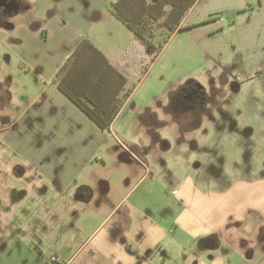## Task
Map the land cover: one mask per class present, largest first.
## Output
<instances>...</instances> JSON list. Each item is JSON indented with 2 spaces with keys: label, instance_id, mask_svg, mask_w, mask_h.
Returning a JSON list of instances; mask_svg holds the SVG:
<instances>
[{
  "label": "crops",
  "instance_id": "crops-1",
  "mask_svg": "<svg viewBox=\"0 0 264 264\" xmlns=\"http://www.w3.org/2000/svg\"><path fill=\"white\" fill-rule=\"evenodd\" d=\"M28 1L34 5V14L21 15L15 20V26L0 32L2 49L4 46L9 60L16 57L12 62L14 69L0 78L7 117L4 131L7 136L11 134L10 143L16 148L24 141L32 123L45 125L42 131L57 132L54 145L59 144L58 158L53 159L49 169H42L45 176L57 183L58 189L63 193L68 190L69 200L60 210L63 214L60 222L70 225L69 238L71 230H77L82 219L88 218L87 227H91L78 241V248L73 247L72 251L71 247L62 248L59 255L67 259L65 264H72L81 255L84 259L78 264L82 261L84 264H173L171 260H178L174 264H231L236 256L249 261L246 245V249L230 246V236L236 235V227L245 241L253 228L256 236L260 230L263 233L264 176L238 178L223 186L213 176L216 165L213 153L219 146L218 137L238 130V125L221 123L211 101L207 102L208 109L194 106L192 98L196 94L186 87L188 83L201 86L200 80L190 77L181 80L184 76H176V70L170 71V66L162 67V72L152 77V66L156 67L161 60L160 55L171 38L189 32L195 38L180 45L179 51L189 47L198 51V43H204L211 36L209 31L221 26L212 33L214 38L221 37L227 30L235 29V25L227 29L220 23L223 18L192 19L202 1L197 0L182 21L184 27L190 28L173 33L160 55L145 64L147 49L112 12L111 3L115 0ZM261 26V37L255 45L245 41L244 34L227 41L228 46L220 44V49L214 52L205 48L207 54L201 49L204 56L199 62L218 54L220 66L235 67L230 77L238 90L239 82L247 79L244 78L245 61L239 59V51L253 53L254 60L249 61L251 69L259 63L262 56L258 51L264 46V22ZM84 40L98 47L111 67L101 60L83 59L74 65L71 78L82 87L81 91L103 103L106 113L115 114L106 129L73 102L56 80ZM192 59L190 71L196 65V59ZM17 69L19 73L15 72ZM48 89L64 96V104L57 105ZM34 91L36 94H32ZM33 107L34 111L29 113ZM242 129L239 131L243 133ZM173 130L190 133L191 138L182 144L169 145L162 135ZM199 132L209 133L206 143L198 141L195 133ZM251 132L253 129L246 130L247 135ZM79 134L93 142L90 150L81 154L76 152L81 142ZM126 137L130 139L125 140ZM66 142L70 150L68 146L64 149ZM201 147L212 158L207 159L205 166L200 162L192 167L191 161L200 157ZM166 152L174 153L176 167L168 161L171 158L161 157ZM183 154L190 156L182 158ZM61 163L68 166L59 167ZM8 171L11 178L18 180L23 179L25 172L14 169V165ZM65 234L61 232V237ZM221 236H226L225 247L218 243ZM262 250L264 253V246Z\"/></svg>",
  "mask_w": 264,
  "mask_h": 264
},
{
  "label": "rangeland",
  "instance_id": "rangeland-1",
  "mask_svg": "<svg viewBox=\"0 0 264 264\" xmlns=\"http://www.w3.org/2000/svg\"><path fill=\"white\" fill-rule=\"evenodd\" d=\"M262 2V0H235L233 2L202 0L193 12L192 19L204 18V20H209L210 16L215 14L213 18H218L216 20L223 18V21L220 22L223 26L229 29L234 24L235 29L227 30L224 36L216 38L212 33L221 29V26L218 29H212L209 31L211 36L204 43H198L200 48L198 51L191 50L190 47L179 51L180 45L191 42L195 38L189 32L179 34L176 38H171L166 44L163 50L164 53L162 52V55H160L162 58L156 64V67L155 65L152 66V69H154L152 77L160 74L162 67L170 66V71L174 72L176 70V76H179V74L184 76L181 80H186L189 77L200 80L206 93L218 101L217 107L214 108V114H217L218 120L223 124L230 122L232 126L238 125L239 129L233 131L234 133L231 131L219 135V146L213 153V160L216 162L214 163L216 165L213 176H216L219 180L220 186L227 185L238 178L245 177L249 179L264 176V46L262 45L260 48L261 52L258 51L259 54L261 53V60L252 69L250 62L254 60V56L253 59L251 58L253 53L248 54L239 51V59L245 61L246 76L244 78L247 79L239 82L241 87L238 90H235L234 80L230 77V73L234 71L235 67L220 66L218 54L215 56L210 55L200 63L199 59L204 56L201 49L206 52L205 48H207L214 52L216 49H220V44L228 46L227 41L240 38L244 34H246L245 39H247L245 41L252 42L255 45V42L260 40V32L263 27L261 24L264 22V2ZM154 31L156 44L163 42L168 30L157 24ZM103 39H107V37H103ZM139 43L141 44L140 41ZM0 47L2 49L1 42ZM5 52L3 46L0 52V78L4 77L9 69H14L12 62L16 60V57L12 61L9 60ZM192 58L196 59V65L194 70L190 71L191 62H194ZM150 59L151 56L148 54L145 64L150 62ZM249 69L253 72V75L249 74L251 72ZM19 71L17 69L15 72L19 73ZM218 80L221 82L217 83ZM48 93L57 105L64 104V96L52 89H48ZM32 94H36L35 91ZM40 101L42 102V98H40ZM43 106L44 103L40 107ZM32 111H34V107L29 113ZM223 111L225 114L221 115ZM5 120H7V117L4 115L3 110L0 112V264H65L67 259L63 260L59 255L62 253V248L71 247V251L73 247L78 248V241L80 242L91 231V227H87L88 218L82 219L83 222L80 227L77 230H71L72 235L69 234V238L67 230L70 225L60 222L63 217L60 210L67 203V199L69 200V193H66L68 190H64L65 193H63L58 189L59 187L52 177H47L43 173V169H49L48 167L52 165L53 159L58 158L56 152L59 149V144L54 145L57 143V140H55L57 132L54 129L52 132L42 131L40 129H46L45 125L32 123L31 128L26 130L27 134L25 133L24 141L16 148L10 143L12 140L11 134L7 136V131H4ZM205 122L209 123L208 120ZM222 127L223 125L220 128ZM241 128L245 130L243 133L239 131ZM249 128L253 129V132L247 135L246 130ZM206 132L195 133L198 134V141H201V144L202 142L203 144L206 143V138L209 135ZM62 134L69 135L68 132ZM162 136L167 140L162 139V143L165 142L174 146L178 143L182 144L184 141L187 142L191 138L190 133L177 132L176 130L164 132ZM79 137L81 142L76 146V152L81 154L89 151V145L93 142L86 141L84 135L79 134ZM82 139H84V143ZM127 139L130 138L126 137L125 140ZM63 145L64 149L68 146L67 150H70L68 142ZM223 148L225 151H223ZM201 151L200 157H193L192 167L200 162L205 166L207 159L212 158L205 147H201ZM225 155L226 161L224 160ZM189 156L190 154H183L181 157ZM161 157L171 158L168 161L170 164L172 163V167L175 166L174 153H162ZM18 163L21 164L22 168H19ZM15 164L18 167L14 166V168L16 167L22 172L25 171L23 179L18 180L16 177L13 179L8 175V172H10L8 170H12ZM58 166L65 168L68 164L61 163ZM14 187L24 189L13 192ZM10 189H12V192ZM263 228L264 226L261 229ZM255 229L257 228L255 227ZM239 230L240 228L236 227L234 229L236 235L230 236V246H236L235 248L243 246L242 248L246 249ZM61 232H65V236L61 237ZM260 232L262 233L261 230ZM249 234L251 235L247 238L249 241L247 249L254 248L256 253L259 252L255 253L256 260L245 261L236 256L231 260V264L232 262L233 264H264L263 245L257 243L254 228L252 233ZM226 245L223 244L222 246L225 247ZM82 259H84L83 255L79 256L78 260L72 264H78ZM177 261L171 260V263L174 264ZM185 262L189 263L187 259ZM81 263L84 264L83 261Z\"/></svg>",
  "mask_w": 264,
  "mask_h": 264
},
{
  "label": "trees",
  "instance_id": "trees-1",
  "mask_svg": "<svg viewBox=\"0 0 264 264\" xmlns=\"http://www.w3.org/2000/svg\"><path fill=\"white\" fill-rule=\"evenodd\" d=\"M196 1L197 0H115L111 3V10L133 31L135 37L147 49L148 53L146 54L151 56L150 64L160 55L173 33L177 30H187L190 28L187 26L184 27L182 21ZM213 17L214 15H211L208 21L214 20L215 18ZM157 24H160L168 30L166 38L159 44H156L154 40V28ZM89 58L97 61H104L111 67L104 53L91 41L84 40L58 73L56 80L59 88L73 100V102H75L100 127L106 129L113 121L115 114L106 113L103 103H100L97 99L92 97L90 93L81 91L82 87L78 86L76 82H74V79L72 81L71 78L74 65L83 59ZM77 77L80 78L79 76ZM124 79L126 83L127 77L124 76ZM128 248L137 253V250L133 249L131 244H128Z\"/></svg>",
  "mask_w": 264,
  "mask_h": 264
},
{
  "label": "flooded vegetation",
  "instance_id": "flooded-vegetation-1",
  "mask_svg": "<svg viewBox=\"0 0 264 264\" xmlns=\"http://www.w3.org/2000/svg\"><path fill=\"white\" fill-rule=\"evenodd\" d=\"M29 12L30 13L32 12L31 14L33 15L35 11H34V5L30 3L28 0H0V32H2L4 29H6L9 26H15L17 22L15 20L21 15L29 13ZM186 88L188 89V91H191L193 93L195 92L196 94V96L192 98V100L195 101L196 103L194 106L196 107L201 106V107L208 109L209 107L207 108V105H208L207 102L211 101L212 110H214V108L217 107L218 101H216L214 97L212 98V96H209L204 90L203 86L201 87L200 85L196 83L194 84L188 83ZM3 104H4V96L0 94V112L3 111ZM208 111H210V109ZM224 114L225 112L223 111L221 115H224ZM14 166H17V165H14ZM14 169H16V167ZM16 190H17L16 188H13V192H15ZM10 191L12 192V189H10ZM259 234L258 236H256V239L258 241L257 243L264 246V228H263V233L260 235ZM221 237L218 238V243L220 244V246L227 242L226 237L224 236H221ZM245 242L246 244L244 243V245H246L247 247V244L249 243V241L247 240ZM247 250H248L247 259L249 261L256 260L255 249L249 248Z\"/></svg>",
  "mask_w": 264,
  "mask_h": 264
}]
</instances>
